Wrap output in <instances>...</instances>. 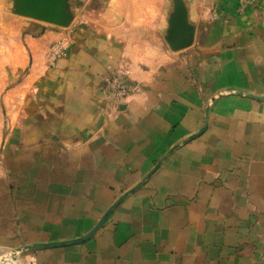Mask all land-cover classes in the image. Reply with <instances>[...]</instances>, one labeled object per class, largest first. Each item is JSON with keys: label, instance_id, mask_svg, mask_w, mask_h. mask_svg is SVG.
<instances>
[{"label": "crops", "instance_id": "1", "mask_svg": "<svg viewBox=\"0 0 264 264\" xmlns=\"http://www.w3.org/2000/svg\"><path fill=\"white\" fill-rule=\"evenodd\" d=\"M248 1L194 0L186 52L164 43L166 0H101L53 32L64 50L31 69L0 151L17 264H264V101L246 96H264V0ZM159 163L93 237L29 251L89 234Z\"/></svg>", "mask_w": 264, "mask_h": 264}, {"label": "rangeland", "instance_id": "2", "mask_svg": "<svg viewBox=\"0 0 264 264\" xmlns=\"http://www.w3.org/2000/svg\"><path fill=\"white\" fill-rule=\"evenodd\" d=\"M166 1L173 5V0ZM185 1L193 18L196 14L195 2ZM92 2L95 6L99 2L101 4V0H71L75 7L80 5L75 10L78 15L98 11L99 7L89 6ZM66 29L20 16L18 0H0V151L6 135L22 121L25 95L33 94V87H28L25 80L34 77L33 66L39 64L44 68L56 62V57L64 50V41H54L51 36L54 31ZM59 46L61 50L56 51ZM18 255L16 251L0 248V264H17L13 258Z\"/></svg>", "mask_w": 264, "mask_h": 264}, {"label": "water", "instance_id": "3", "mask_svg": "<svg viewBox=\"0 0 264 264\" xmlns=\"http://www.w3.org/2000/svg\"><path fill=\"white\" fill-rule=\"evenodd\" d=\"M173 1V5H171V2H169L170 9L167 15L166 28L163 31V39L172 52H181L193 46L196 34V24L190 17L187 2L185 0ZM76 7L74 4L71 3V0H18V13L20 16L63 28H68L71 25L76 15L75 10L79 9L80 5ZM235 94L240 96L243 95L239 92H235ZM246 96L256 100L264 101V96ZM204 130L205 128L202 131ZM201 133L193 136L192 138H190V140H193L194 138L198 137L199 135H201ZM173 151L174 149L171 150L168 155H170ZM160 164L161 163H159L154 168V170H152V172L148 174V176L138 188H135L134 190L123 195L116 202V204H114L107 211V213L103 216L97 226L86 236L69 242L36 246L34 248H30L29 251L32 252L43 249L72 246L87 241L99 231V229L103 226V224L112 214V212L124 201V199L128 195L135 193L140 187H142L146 183V181L154 174V172L157 171ZM22 252L23 250L16 251V253H18L19 255L17 258H13L15 263L20 260Z\"/></svg>", "mask_w": 264, "mask_h": 264}, {"label": "built area", "instance_id": "4", "mask_svg": "<svg viewBox=\"0 0 264 264\" xmlns=\"http://www.w3.org/2000/svg\"><path fill=\"white\" fill-rule=\"evenodd\" d=\"M251 4H252L251 1L241 0L240 10L245 12L247 9H249V7L251 6ZM59 50H61V47L60 46L57 48V51H59ZM109 85H110L111 90L119 98L125 97L128 94V90H126V88H124L122 86L121 80H120V77L119 76L111 79V81L109 82Z\"/></svg>", "mask_w": 264, "mask_h": 264}]
</instances>
